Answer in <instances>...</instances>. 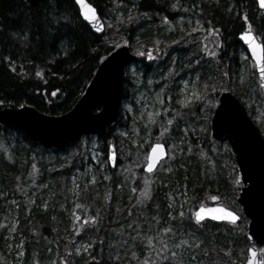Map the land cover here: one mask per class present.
I'll return each mask as SVG.
<instances>
[{
    "label": "trees",
    "instance_id": "16d2710c",
    "mask_svg": "<svg viewBox=\"0 0 264 264\" xmlns=\"http://www.w3.org/2000/svg\"><path fill=\"white\" fill-rule=\"evenodd\" d=\"M89 1L104 18L106 28L101 35L83 20L74 0H40L34 7L27 0H0V100L4 101L0 108L31 105L52 115L68 112L100 62L124 40L135 53H145L136 60L144 68L143 77L153 72L158 82L163 80L173 85L187 72L198 71L200 91L205 85L215 89L210 92L214 103L209 110L198 101L184 107L174 99L167 101L168 111L160 116L164 121L172 119L175 113L181 114L175 116L169 129L190 125L199 138L191 130V138L186 142L170 138L174 146L170 152L175 156L163 161L153 173L143 171L141 155L139 159L128 157L132 167L135 166L133 171L117 172L110 165L107 173L94 169V182L90 181L88 170H84L76 200L70 194L71 176L83 168L84 141L88 137L65 149L49 148L22 131L0 125V142L13 157L8 160L0 150V194L4 196L0 198V264H8L5 235L12 219L18 222L15 236L24 239L21 264H64L65 261L86 264L92 257H97L101 264H137L138 261L142 264L145 258L151 259L152 264H178L179 259L190 264L193 250H185L178 260L161 259L168 257L172 248L160 253L159 246L164 243L171 246L181 238L192 237L200 240L194 251L206 264H243L250 242L246 235L248 219L237 202L240 186L235 184L236 162L230 145L213 139L210 129L218 96L221 91L229 90L246 106L264 136V112L258 110L259 103L264 109V97L255 68L239 40L244 28L243 0ZM245 1L253 31L264 44V9L258 7L256 0ZM173 3L178 7L172 8ZM193 4L202 12L186 11ZM129 8L133 14H139V18L134 15L131 23L127 22ZM121 15L125 18L123 23L118 19ZM165 16L171 23L162 22ZM181 17L183 28L179 23ZM194 20H201L205 30L192 31L198 26L188 28L187 22ZM209 20L221 28L219 39L223 44L216 50L219 63L201 50L208 44L212 45L209 50H214V37L207 34ZM153 45L159 51L154 50L153 58L149 59L147 49ZM5 57L14 61L15 72L8 67ZM40 70L42 75L37 76ZM225 71L228 77L221 75ZM126 85L125 78L124 97L128 91ZM57 89V94L52 95ZM119 119L109 127L106 136L96 134L106 157L111 144L120 151L121 147L136 150L115 133ZM164 121L155 124L154 134L160 131ZM160 140L168 146L166 137ZM62 152H68L69 157L63 158ZM145 178H150L147 197L141 195ZM177 189L188 198V211L183 218L178 215L179 200L175 198L173 208L169 207V197ZM213 196L220 204L236 210L241 221L233 224L207 219L197 223L191 214L201 202L212 204ZM89 216H97L95 224L87 220ZM75 227H80L81 232L76 233ZM165 227L174 232L164 233ZM147 237H152L151 245L146 242ZM83 240L91 243V248L77 253L76 244ZM117 255L119 261L114 259Z\"/></svg>",
    "mask_w": 264,
    "mask_h": 264
},
{
    "label": "water",
    "instance_id": "95a60500",
    "mask_svg": "<svg viewBox=\"0 0 264 264\" xmlns=\"http://www.w3.org/2000/svg\"><path fill=\"white\" fill-rule=\"evenodd\" d=\"M39 1L27 0L33 7L37 6ZM256 1L258 7L264 9L261 8L259 0ZM76 5L81 17L91 27L93 32L99 35L103 34L105 31V22L96 6L89 0H83V4ZM88 5H92L93 9H95L97 15L96 22L87 20L83 15V11L87 9ZM243 15L248 16L245 0L242 1ZM248 21L250 22L249 19ZM243 22L244 28L239 34V40L246 48L249 57L255 65L257 57L253 55L251 47L247 42V37L242 35L248 26L245 21ZM252 34L256 37L254 43L261 45L257 49V56L264 59V44L256 36L253 28ZM137 58L138 55L133 52L129 44H122L111 51L100 62L81 97L68 112L60 115H52L41 112L31 105L16 108L4 107L0 108V125L22 131L39 144L57 149H65L78 142L84 136L93 133L106 136L109 127L117 121L121 111L124 98L126 67L132 64ZM255 70L264 97V83L261 82L259 69L255 67ZM210 128L213 139L218 142H227L233 151L237 176L241 180L237 202L249 220L247 223V238L251 245L256 244L257 247H264V243H259L257 239L264 237V136L260 128L249 116L246 107L229 90H224L220 93L218 104L211 117ZM157 142L164 145L165 154L160 160L156 161V166L152 172L167 158L168 154V148L165 143ZM157 142H154L150 146L147 156L151 154L152 146ZM113 152H115V158L109 159V156ZM108 160L111 168L116 167L117 151L114 145H110ZM146 162L143 170L146 173H152L146 168ZM217 201L218 199L213 200L214 203L212 205L205 207H225L216 204ZM227 209L234 211L230 208ZM237 215L238 219L235 223L241 220V216L238 213ZM206 219L216 221L211 217H206ZM223 221L230 222L226 220L216 222ZM86 264H101V262L97 257H92ZM244 264H246V260Z\"/></svg>",
    "mask_w": 264,
    "mask_h": 264
},
{
    "label": "rangeland",
    "instance_id": "374dc122",
    "mask_svg": "<svg viewBox=\"0 0 264 264\" xmlns=\"http://www.w3.org/2000/svg\"><path fill=\"white\" fill-rule=\"evenodd\" d=\"M191 22V23H189ZM181 24V28H183L184 22L181 20L179 22ZM188 28H193L198 26L196 24V20L187 22ZM121 45V44H120ZM244 56V55H243ZM250 58V57H249ZM251 60V59H250ZM253 67L254 63L251 60ZM255 68V67H254ZM143 67L140 63L136 61L132 63L127 69L125 73L126 78V87L128 91H126L127 95L123 99L122 108H121V119H119L118 124L115 127V133L119 137L120 140H125L130 142L134 147L135 151L133 152L131 149L121 147V151L117 150V155L120 161L118 162L115 171L119 172L122 170L125 171H133L132 169L135 167L131 165V159L128 158L131 156L132 158L142 157L143 165L146 162V156L148 153V149L151 144L155 141H162L156 139V134L153 133V129L156 123H160V121H164V118L160 117L162 112L161 109H167L169 107V102L171 99H174L176 103L180 104V101L187 95L190 94L193 88L197 91H200V77L199 72H187L185 75L180 76L173 85H170L168 81L158 82L155 79V75L153 72H147L144 75ZM198 77V79H197ZM185 81L189 83L185 85ZM260 102V100H258ZM184 107V106H183ZM258 110L264 112V109L261 107L260 103L258 104ZM152 114L150 117L149 114ZM212 116V114H211ZM153 121H155L153 123ZM186 127H178L176 130L169 129V132L165 134L164 137L168 139V149L170 152L169 145H173L171 139H175L177 141H182V137L184 136V129ZM126 133V135H125ZM171 134V135H167ZM88 139H85L87 138ZM171 138V139H170ZM191 136L188 132L187 140H190ZM85 139L84 143L86 144V149L84 150V162L83 168H78L76 172L71 176V188L70 194L73 200L78 199L79 196V181L82 178L83 171L88 170L90 181L94 182L96 179V172L94 169H100L102 172L107 173V168L109 167L108 157L105 156L101 149L102 142L98 139L96 134H91L83 137ZM173 150V147H172ZM144 153V155H143ZM63 158H68V152H62L60 154ZM175 155H173L174 158ZM140 157V158H141ZM171 160L167 158V161ZM125 164L126 169L124 168ZM142 165V166H143ZM137 166V165H136ZM148 182L150 178H145ZM240 186V184H239ZM4 197L0 194V198ZM175 198L179 200L180 210L185 214L188 211L187 205V195L183 191L176 190V192L172 193L169 197V207L173 208L175 203ZM12 203L17 205L16 200H12ZM232 209V208H231ZM18 223L17 220L12 219L11 222L7 226V231L5 235V249H6V258L8 264H21L23 255H24V239L23 236L17 238L15 236V229ZM14 229V230H13ZM23 241V243H21ZM80 248V252H87L91 248V243L88 241H79L76 244L75 248ZM18 252H21V255H17ZM79 252V253H80ZM247 255V253H246ZM206 264L205 259H199L195 255V260H193V255L191 256L189 263L190 264H200V262Z\"/></svg>",
    "mask_w": 264,
    "mask_h": 264
},
{
    "label": "snow or ice",
    "instance_id": "6c2138e0",
    "mask_svg": "<svg viewBox=\"0 0 264 264\" xmlns=\"http://www.w3.org/2000/svg\"><path fill=\"white\" fill-rule=\"evenodd\" d=\"M75 4H83V0H74ZM120 3H123V0H120ZM217 3H219V0H217ZM260 6L261 8H264V0H259ZM133 7H135V5H133ZM172 8H177L178 4L177 3H173L171 5ZM193 9H195L196 13H200L202 12V9L199 8L196 4L192 5V8H186V11L191 12ZM232 10V5L230 4L228 6V11L230 12ZM127 11L129 12V15L127 17V22L131 23L134 19V15L135 18H139V14H133V11L131 8L127 9ZM83 15L85 16V18L89 21L92 22H96L97 21V15L95 13V9H93L92 5H88L87 9L83 11ZM144 15H147V13H144ZM65 19H67V17H64ZM118 19L120 20L121 23L125 22V18L121 15L120 17H118ZM241 19L243 21H245L247 23V29L244 33H242V35L247 37V42L251 47V51L253 53L254 56H256V63L254 65V67L259 69V76L261 79V82L264 83V59H262L260 56H257V49L261 47L260 44L254 43L256 37L253 36L252 34V25L251 23L248 21V16L247 15H243L241 17ZM181 20H183V17H181ZM162 22H167V23H171L168 20V17L165 16L163 17V21ZM191 23V22H189ZM196 24L198 25V29H192V31H204V24L202 23L201 20H196ZM208 29H207V34L209 36L214 37V50H209V48H212L211 44L205 45L201 50L205 53V55H207L208 57H213V58H217V62L219 63V59L217 56V51L219 50L223 44V41L219 39L220 34H221V28L218 26H213L212 22L209 20L208 21ZM15 35V34H14ZM124 44H127L128 41L124 40L123 41ZM157 44L159 43L158 41L156 42ZM117 47H119V45H117ZM155 51H159V49L156 47V45H153L152 48H148L147 49V56L149 59L153 58V52ZM138 55H145L144 52H138ZM4 59L8 60V67L12 69L13 72L16 71V68L14 66V61H12L10 58L5 57ZM241 59H244V57L242 56ZM21 71H23V69H21ZM42 71H37L36 75L37 76H41L42 75ZM221 75L223 77H228L229 73L227 71L222 72ZM198 79V77H197ZM242 79V78H241ZM189 82L185 81V85H187ZM59 90L57 89L56 91H54L52 93V95H56L57 92ZM210 92H215V89H209L207 85L204 86V89L202 91H197L195 88H193V90L191 91L190 94H187L181 101V105L182 106H189L191 103L194 102H202L204 104H206L209 108V110L211 109L214 101L211 100L210 98ZM0 104H4L3 100H0ZM160 111L162 112H167V109H161ZM174 111V110H173ZM180 113H175V116H180ZM219 115V112H218ZM149 116L151 117L152 114L150 113ZM175 116L172 119H167L165 120L161 126H160V131L159 133H157L158 139L162 138L165 136L166 133L169 132V126H171L173 124V120L175 119ZM206 119V118H205ZM155 121H153L154 123ZM189 130H191L192 134L197 135V138H199L198 134L196 133V129L192 126H188L184 129V136L181 138L182 142H186L187 140V134L189 132ZM126 135V133H125ZM174 147L173 145H169V148ZM0 150H2L4 152L5 155H7L8 160H12L13 157L9 151V148L4 145L2 142H0ZM189 151H191V147H189ZM164 145L162 143H155L152 146V151L151 154H149L146 157V168L148 169L149 172H152L153 169L156 166V161L160 160L161 157L164 155ZM202 154V153H201ZM115 158V152H113L110 156L109 159H114ZM167 158L168 159H173V153L169 152L167 154ZM33 168H35V163H33ZM171 169H163V171L167 172L170 171ZM31 174V173H30ZM241 183L240 177L237 176L236 180H235V184L239 185ZM133 191H135V189H133ZM141 195L144 197H147L149 195V188L147 185V181H145V188L141 189ZM107 198V197H106ZM213 200H216L217 197L213 196L212 197ZM169 216H172V213L169 212L168 213ZM179 217L183 218L185 213L183 211H180L178 213ZM192 217L195 218V220L197 221V223L204 221L206 219V217H211L212 219L216 220V221H221V220H226V221H230L231 223L235 224V222L238 219V215L235 211H231L228 210L225 207H220L217 206L215 208H206L204 206V204L201 202L200 207L198 210H196L195 212H193L191 214ZM191 218V217H190ZM77 220L80 219L79 216L76 217ZM87 220L92 222L93 224L96 223L97 221V216H89L87 217ZM18 223V222H17ZM2 226V225H0ZM129 227H131V225H129ZM14 230V229H13ZM74 231L76 233H80L81 232V228L80 227H75ZM162 231L164 233H173L174 229L169 228V227H165L162 229ZM159 235V234H158ZM253 236H255V234H253ZM259 243H264V237H260L257 238ZM146 242L151 245L153 243V239L152 237H147L146 238ZM23 243V241L21 242ZM200 240L192 237L191 240L188 238H181L177 243L173 244V245H169L167 243L162 244L161 246H159V252L163 253L165 252L167 249H169L170 247L172 248V250L168 253V257H161V259H167V258H172L173 260H178L179 257L182 256L183 252L185 250H193V260H195V251L199 246H200ZM75 251L77 253H79L81 251L80 248H76ZM247 252V257H246V264H264V247H257L256 244H252L250 247H248L246 249ZM148 253H149V257H151L152 255V249L151 247L148 248ZM21 252H18L17 255H21ZM205 255H207V252L205 251L204 253ZM133 259H136V253L133 252L132 253ZM115 260L119 261L120 257L119 255H117L116 257H114ZM64 264H67V262L65 261ZM137 264H140V262L138 261ZM142 264H152L151 259L149 258H145L142 262ZM178 264H184L182 259L178 260ZM200 264H203V262L201 261Z\"/></svg>",
    "mask_w": 264,
    "mask_h": 264
}]
</instances>
